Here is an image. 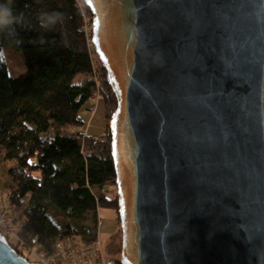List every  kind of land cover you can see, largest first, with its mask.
<instances>
[{
  "label": "water",
  "instance_id": "1",
  "mask_svg": "<svg viewBox=\"0 0 264 264\" xmlns=\"http://www.w3.org/2000/svg\"><path fill=\"white\" fill-rule=\"evenodd\" d=\"M83 1L120 264H264V0ZM0 264L38 263L0 234Z\"/></svg>",
  "mask_w": 264,
  "mask_h": 264
},
{
  "label": "trees",
  "instance_id": "2",
  "mask_svg": "<svg viewBox=\"0 0 264 264\" xmlns=\"http://www.w3.org/2000/svg\"><path fill=\"white\" fill-rule=\"evenodd\" d=\"M14 8L26 23L14 36L0 33V167L10 180L3 188L9 191L6 203L13 204L12 220L20 224L17 240L7 241L31 260L20 247L48 250L70 234L93 242L99 236V207L117 212L116 191L108 190L116 187L108 125L116 99L104 66L90 60L83 27L91 12L83 0H14ZM42 11L63 18L54 28L41 29ZM5 47L21 53L25 70L16 77L9 73ZM96 91L105 128L84 133L78 129L80 110ZM120 249L119 228L107 241L116 264Z\"/></svg>",
  "mask_w": 264,
  "mask_h": 264
},
{
  "label": "rangeland",
  "instance_id": "3",
  "mask_svg": "<svg viewBox=\"0 0 264 264\" xmlns=\"http://www.w3.org/2000/svg\"><path fill=\"white\" fill-rule=\"evenodd\" d=\"M91 18L92 15L90 18L86 16L84 20V22H86L87 24L84 25L83 29L84 31L85 29L87 30L88 36L91 33ZM63 35L65 39L69 38V35L66 32H63ZM85 42H86V37H85ZM2 52L7 67L9 69L10 75L16 77L22 72H24L25 68L20 52L9 47L3 48ZM80 116L83 120V124L78 128L80 129V131L89 134H100L103 132L105 128L104 106H103V101L101 99V95L98 93V91L95 92L94 97L90 99L87 102V104L83 106V108L80 110ZM4 186L6 187L10 186V180L8 176H6L4 167L2 166L0 167V193L5 192V190L3 189ZM108 190L109 192L110 190L111 192L112 191L114 192L116 191V187L115 189L114 187L108 188ZM7 193H9V191ZM7 206L14 208L13 204L10 203H8ZM0 210H2L1 207ZM98 213H99L98 237L101 240L103 247L106 249L108 238L110 235H112V233L116 229V221L114 219L116 216V209L110 207H99ZM12 216H14V214L11 213V217ZM0 227L2 229L1 232H3L4 234L3 236L6 238V240L10 242H15L17 240V232L14 230L12 231L11 227L9 228L7 224L4 223H0ZM34 248L36 249V247ZM20 249L24 251V248L20 247ZM29 256H30L29 258L31 259L30 261H33L35 259V255L33 252L30 253Z\"/></svg>",
  "mask_w": 264,
  "mask_h": 264
},
{
  "label": "built area",
  "instance_id": "4",
  "mask_svg": "<svg viewBox=\"0 0 264 264\" xmlns=\"http://www.w3.org/2000/svg\"><path fill=\"white\" fill-rule=\"evenodd\" d=\"M86 43L89 51V56L94 65L98 59L94 52L93 44L91 42V33L87 34L85 29ZM6 191L4 195H0V223L7 224L12 231H18L19 225L12 220L11 208L6 203ZM5 207V208H4ZM2 229L0 227V233ZM55 245V246H54ZM54 249V250H53ZM24 254L28 255L34 253V262L38 264H116L114 259L108 253L101 243L99 237L93 242H85L78 234H70L63 238L56 240L50 249L37 250L35 248L24 249ZM27 252V253H25Z\"/></svg>",
  "mask_w": 264,
  "mask_h": 264
},
{
  "label": "clouds",
  "instance_id": "5",
  "mask_svg": "<svg viewBox=\"0 0 264 264\" xmlns=\"http://www.w3.org/2000/svg\"><path fill=\"white\" fill-rule=\"evenodd\" d=\"M62 18L60 12L42 11L37 17V22L41 29L50 30L54 28ZM25 23L26 18L24 14L17 12L14 8V0H0V33L14 36L17 26H23Z\"/></svg>",
  "mask_w": 264,
  "mask_h": 264
},
{
  "label": "flooded vegetation",
  "instance_id": "6",
  "mask_svg": "<svg viewBox=\"0 0 264 264\" xmlns=\"http://www.w3.org/2000/svg\"><path fill=\"white\" fill-rule=\"evenodd\" d=\"M115 221H116V229L114 232H117L118 229L120 228V222H119V218H118V213L116 212V216H115Z\"/></svg>",
  "mask_w": 264,
  "mask_h": 264
}]
</instances>
